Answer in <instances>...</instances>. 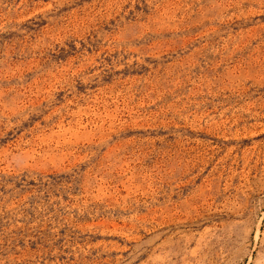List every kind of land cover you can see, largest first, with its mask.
Returning <instances> with one entry per match:
<instances>
[{"label": "rangeland", "instance_id": "374dc122", "mask_svg": "<svg viewBox=\"0 0 264 264\" xmlns=\"http://www.w3.org/2000/svg\"><path fill=\"white\" fill-rule=\"evenodd\" d=\"M0 264H264V0H0Z\"/></svg>", "mask_w": 264, "mask_h": 264}]
</instances>
